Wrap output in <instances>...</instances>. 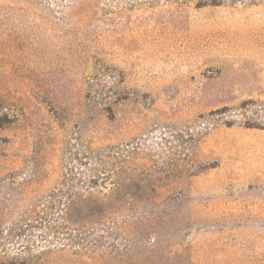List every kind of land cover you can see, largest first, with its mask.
Segmentation results:
<instances>
[{
    "label": "rangeland",
    "instance_id": "1",
    "mask_svg": "<svg viewBox=\"0 0 264 264\" xmlns=\"http://www.w3.org/2000/svg\"><path fill=\"white\" fill-rule=\"evenodd\" d=\"M0 102V264H264V0H0Z\"/></svg>",
    "mask_w": 264,
    "mask_h": 264
},
{
    "label": "trees",
    "instance_id": "2",
    "mask_svg": "<svg viewBox=\"0 0 264 264\" xmlns=\"http://www.w3.org/2000/svg\"><path fill=\"white\" fill-rule=\"evenodd\" d=\"M6 105L5 102H0V111L3 112L2 116H0V127H2L3 125L6 124V122L9 120V113L4 111L6 109ZM100 208H92V212L98 213V212H102L103 210H101ZM24 264H29V262L26 261V263Z\"/></svg>",
    "mask_w": 264,
    "mask_h": 264
}]
</instances>
